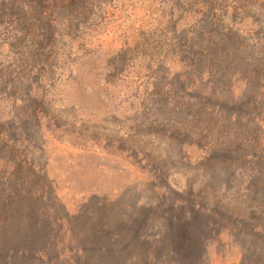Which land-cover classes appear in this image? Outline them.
<instances>
[{
  "label": "rangeland",
  "instance_id": "374dc122",
  "mask_svg": "<svg viewBox=\"0 0 264 264\" xmlns=\"http://www.w3.org/2000/svg\"><path fill=\"white\" fill-rule=\"evenodd\" d=\"M27 259L264 264V0H0V264Z\"/></svg>",
  "mask_w": 264,
  "mask_h": 264
},
{
  "label": "trees",
  "instance_id": "16d2710c",
  "mask_svg": "<svg viewBox=\"0 0 264 264\" xmlns=\"http://www.w3.org/2000/svg\"><path fill=\"white\" fill-rule=\"evenodd\" d=\"M14 259V258H13ZM15 260H17V259H15ZM27 263H29V264H44L45 262H43V261H40V260H36V259H27V261H26ZM120 262V263H119ZM113 263L114 264H122L123 263V261H118V260H114L113 261ZM123 264H127V263H123ZM168 264H171V262H169Z\"/></svg>",
  "mask_w": 264,
  "mask_h": 264
}]
</instances>
